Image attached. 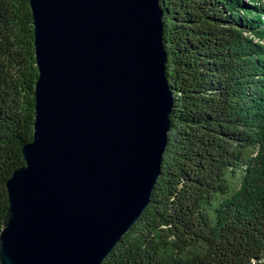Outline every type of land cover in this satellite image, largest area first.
I'll list each match as a JSON object with an SVG mask.
<instances>
[{"label": "water", "instance_id": "95a60500", "mask_svg": "<svg viewBox=\"0 0 264 264\" xmlns=\"http://www.w3.org/2000/svg\"><path fill=\"white\" fill-rule=\"evenodd\" d=\"M33 141L6 188L0 264H103L149 208L174 93L160 0H30Z\"/></svg>", "mask_w": 264, "mask_h": 264}, {"label": "trees", "instance_id": "16d2710c", "mask_svg": "<svg viewBox=\"0 0 264 264\" xmlns=\"http://www.w3.org/2000/svg\"><path fill=\"white\" fill-rule=\"evenodd\" d=\"M259 0H160L174 93L151 204L103 264H264V14ZM30 0H0V234L34 138Z\"/></svg>", "mask_w": 264, "mask_h": 264}, {"label": "rangeland", "instance_id": "374dc122", "mask_svg": "<svg viewBox=\"0 0 264 264\" xmlns=\"http://www.w3.org/2000/svg\"><path fill=\"white\" fill-rule=\"evenodd\" d=\"M245 3H247V0H244ZM258 12H263L264 14V0H259L258 2ZM262 44H264V41H261Z\"/></svg>", "mask_w": 264, "mask_h": 264}]
</instances>
